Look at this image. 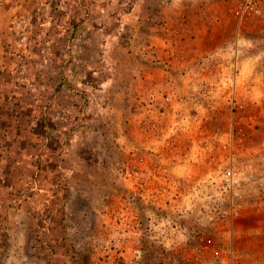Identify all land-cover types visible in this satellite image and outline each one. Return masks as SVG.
Listing matches in <instances>:
<instances>
[{"label": "rangeland", "instance_id": "rangeland-1", "mask_svg": "<svg viewBox=\"0 0 264 264\" xmlns=\"http://www.w3.org/2000/svg\"><path fill=\"white\" fill-rule=\"evenodd\" d=\"M66 1L69 9L54 12L56 23L43 30L41 43L35 46L37 53L30 63L32 83L10 94L15 105L7 112L20 133L18 148L14 149L29 156L15 170L14 165L12 169L7 166L10 186L0 188V264H106L104 250L112 206H121L125 194L134 192L127 184L136 179L126 177L123 168L149 164L157 158L152 152H164L165 163L180 181L181 191L188 192L209 173L215 154L224 152L222 144L233 127L235 114L218 99L219 94L214 97L215 108L203 109L197 92L193 98L188 95L183 99L182 112L190 114L191 119L187 132L177 127L176 133L170 130L173 116L169 113L157 130H145L139 100L147 92L138 82H134L130 93L124 87L140 68L131 59L129 42L145 37L157 22L166 21L180 28L187 21L191 28L186 14L169 11L170 3L164 0H159L162 5L153 14L147 9L154 0ZM237 8L231 14L238 24V38L240 32L249 30L243 21L264 20V0L260 10L249 16L240 17ZM249 32L260 35L263 29L255 24ZM36 33L41 30L35 29L32 36ZM189 34L193 39L183 47L186 62L190 63L192 49L221 48L212 43L203 45L190 29ZM158 72L160 78L154 85L162 87L167 76ZM243 90L244 107L237 116L242 118L248 137L238 141L237 147L241 152L239 161L253 164L254 181L243 190L234 236H220L219 230L224 232L229 227L210 225L204 237L208 251L199 250L202 237L195 239L193 235L188 242L181 237L169 252L151 247V263L201 264L204 260L217 264L212 249L222 242L228 244L230 239L236 250V264L255 261L250 244L240 241L239 229L249 231L257 221L264 223V217L258 218L255 206L251 207L254 194L264 198V141L253 135L259 127L255 118L259 112L252 107L247 90ZM6 122L0 125L1 130L8 129ZM161 129L165 130L158 132ZM6 142L0 141V145ZM196 213H200L199 207ZM202 224L204 220L198 221L194 215L190 229L195 231Z\"/></svg>", "mask_w": 264, "mask_h": 264}, {"label": "built area", "instance_id": "built-area-1", "mask_svg": "<svg viewBox=\"0 0 264 264\" xmlns=\"http://www.w3.org/2000/svg\"><path fill=\"white\" fill-rule=\"evenodd\" d=\"M164 1L171 3L174 0ZM261 2L240 0L236 13L240 17L249 16L260 10ZM188 25L185 21L178 28L166 21L157 22L150 32L145 33V37L129 42L131 59L140 66L137 71L149 66L167 76L162 87L154 84L142 86L147 92L139 100V106L144 110L142 124L145 130H148L147 127L157 130L155 128L164 123L163 116L169 113L173 116L170 130L176 133L174 128L177 127L187 132L191 128V119L190 114L182 112L186 101L183 99L185 96L189 98L188 95L193 98L192 94L198 92L202 100L199 107L203 109L215 108L214 97L219 94L218 99L231 107L235 114L233 127L227 132V141L222 144L224 152L215 154L209 173L188 192L181 191L180 181L165 163L164 152H152L157 158L149 164H139L133 169L130 166L123 168L126 177L134 176L136 179L127 184L134 192L125 194L121 206H112L109 238L104 250L106 264H153L149 258L151 247L169 252L181 242V237L188 242L193 235L195 239L202 237L199 250L203 253L208 251L204 239L206 227H229L224 232L219 230L220 236H234L233 225L240 213L243 190L248 182L254 181L253 164L239 161L241 152L237 147L238 141L248 137L242 118L237 116L244 107L239 48L237 45L208 51L195 48L192 49L190 63L186 62L183 47L189 40ZM186 87L189 91H183ZM173 157L176 160V156ZM197 207L200 213L194 214ZM194 215L198 221L204 220V224L192 231L190 224ZM212 252L218 260L217 264H236L233 239L228 244L222 242ZM225 252L227 255H224ZM201 264L207 262L202 260Z\"/></svg>", "mask_w": 264, "mask_h": 264}, {"label": "crops", "instance_id": "crops-1", "mask_svg": "<svg viewBox=\"0 0 264 264\" xmlns=\"http://www.w3.org/2000/svg\"><path fill=\"white\" fill-rule=\"evenodd\" d=\"M239 1L174 0L167 8L173 13L188 16L192 25L190 30L203 45L207 46L210 43L218 47L237 45L238 63L242 70L241 89L247 90L252 99V107L259 112L255 117L259 127L253 131V135L258 140L264 141V20L254 23L253 19L246 24L243 21V25L249 30L246 33H239L238 37L240 35L242 37H239L238 43L236 40V34L239 32L236 31L238 24L231 13L237 8ZM159 5H162L160 1L154 0L147 9L148 14L156 13ZM67 9L69 5L66 0H0V125L8 121L6 122L8 129L5 127H2L3 130L0 129V141H8L5 145H0V188L10 186L8 179L10 171H7V166L12 169L14 165L13 170H15L20 164L24 165L27 161L26 157L29 156L27 152H17L14 149L18 148L16 143L20 133L18 128L11 124V116L7 112L11 105H15L10 94L17 89L25 90L32 83L33 71L30 63L37 53L35 46L41 43L39 39L43 36V30L49 28L50 24L56 23L53 19L54 12L59 10L64 13ZM60 23L57 25H61ZM255 24L256 28L263 29L262 34L253 35L249 32ZM35 29L41 30V33H36V37L32 36ZM232 29L234 30L231 31ZM189 35V40L193 39L192 34ZM143 68L137 71L138 76L133 73L129 81H126L124 87L129 93L134 82L149 86L159 80L158 76L161 73L158 71L161 70L156 71L149 66ZM153 77L157 80H153ZM252 200L251 207L255 206V214L258 218H263V196L254 194ZM239 230L240 241H246L252 248L255 261L251 264H264V223L257 221L249 231Z\"/></svg>", "mask_w": 264, "mask_h": 264}, {"label": "trees", "instance_id": "trees-1", "mask_svg": "<svg viewBox=\"0 0 264 264\" xmlns=\"http://www.w3.org/2000/svg\"><path fill=\"white\" fill-rule=\"evenodd\" d=\"M62 83V82H61Z\"/></svg>", "mask_w": 264, "mask_h": 264}]
</instances>
